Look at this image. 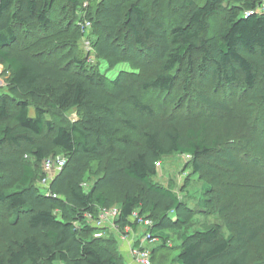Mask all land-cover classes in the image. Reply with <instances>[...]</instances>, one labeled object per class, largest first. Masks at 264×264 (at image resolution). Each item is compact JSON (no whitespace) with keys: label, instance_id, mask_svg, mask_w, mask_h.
Wrapping results in <instances>:
<instances>
[{"label":"trees","instance_id":"obj_1","mask_svg":"<svg viewBox=\"0 0 264 264\" xmlns=\"http://www.w3.org/2000/svg\"><path fill=\"white\" fill-rule=\"evenodd\" d=\"M164 1L152 0L148 6L143 0H92L85 9L98 35L94 43L98 60L119 61L125 50L119 42L128 40L156 61L151 75L137 79L132 74L139 82L136 89L125 73L105 78L89 57L76 56L78 70L70 72L69 67L54 66L42 60L41 52L30 50L36 40L41 45L39 36L53 29L54 15L66 14L60 0H0V65L11 72L9 93L0 94V209L8 212L15 239L0 255V264H121L109 241L87 237L97 229L87 217L98 219L102 210L111 209L105 191L120 185L125 190L116 219L120 229L135 227L136 210L150 220L155 212H163L153 222V234L187 226L193 210L172 190L151 180L158 174L157 164L173 155L191 158L195 174L206 181L207 194L229 193L231 185L245 183L260 192L264 181L256 173L264 175V167L254 158L239 156L252 152L253 135L247 133L231 143L234 123L228 122L225 134H215L208 119L164 125L154 119L156 110L145 96L172 94L181 87V72L184 90L190 93L195 66L216 90L239 89L241 84L249 92L256 90L259 79L264 82V11L245 13L256 11L262 0L234 7L216 36H209L210 19L223 10L226 0H183L178 13L174 0H169L177 14L169 23L160 12ZM68 3L73 14L84 4L82 0ZM69 47L70 42L62 40L49 49L53 54ZM197 97L200 107L212 114H233L225 99ZM71 111L78 114L72 123L48 117ZM5 147L12 155L4 154ZM59 154L66 157L67 165L45 193L43 164ZM207 203L204 200L202 210ZM258 209L226 223L228 235L221 224L181 234L174 263L264 264L261 256L253 258L264 241V209ZM171 212L175 217L167 216Z\"/></svg>","mask_w":264,"mask_h":264},{"label":"rangeland","instance_id":"obj_2","mask_svg":"<svg viewBox=\"0 0 264 264\" xmlns=\"http://www.w3.org/2000/svg\"><path fill=\"white\" fill-rule=\"evenodd\" d=\"M83 10H78L73 14L72 6L69 0H60V5L63 4L67 7V12L61 15L58 12L54 15L53 29L46 34V36H39L41 45L37 46V40L33 42L32 46L35 52H41V58L45 62L52 63L57 67H69L70 72H77V68L74 65V58L81 56L83 58L89 57L91 59L90 64L107 79H115L120 74L125 73L126 77L129 78L130 84L134 88L139 89V82L134 79L132 74H136L137 79H143L146 76L151 75L156 67V61L153 58H148L145 55L138 52L133 47V44L124 40L119 42L121 47L124 48L122 56L119 61H110L106 59L98 60L95 57L94 43L97 40V32L95 28L88 25L89 21L86 17V8L88 3L92 0H82ZM183 0H174V7L176 13ZM202 1V0H201ZM251 0H226L223 3V10L217 15L210 19L209 36H216L220 30L225 26L227 17L230 11L234 7H246V2ZM148 6H151L152 0H143ZM160 12L165 15L168 23L174 18L177 19V14L169 7V0H165L160 8ZM159 15V13H157ZM87 25V26H86ZM68 40L71 47L66 51L59 50L58 52L51 53L50 49L58 41ZM27 42V41H26ZM28 41L25 44H30ZM50 48V49H49ZM43 52V53H42ZM195 73L190 77L192 87L190 93H186L184 90V79L182 72L180 73L181 83L172 94H156L152 93L145 96L146 101L152 103L156 110V116L154 119L162 124L173 123L180 121L184 124H188L193 120H205L208 119L212 122L213 133L225 134L228 128V122H233V142H238L239 138L245 134L253 135L256 145L250 147L251 153H244L239 155L241 158L249 156V159H256L260 164V168L264 167V82L259 79L256 90L249 92L245 89L244 85L241 84L239 89L229 90H216L213 88L210 79L200 74L195 66ZM11 72L5 65H0V94H8V81L10 79ZM198 94H205L212 98V100H223L225 99L232 107L233 114L226 116L222 112L212 114L210 110L200 107L198 101ZM183 99V100H182ZM182 100V101H181ZM30 113L34 114V108L30 109ZM55 122L60 121L72 123L77 120L78 114L76 111H71L63 116L57 114L53 116V112L48 115ZM12 124V123H10ZM45 142V141H44ZM3 152L6 155H12L10 148H3ZM63 156V154H59ZM34 163L33 158H28ZM191 158L185 155H173L166 157L161 162V166L158 167V174L152 177L153 183L163 186L172 190L178 198L185 203L189 208L193 210V215L187 226L180 230L164 229L162 233L153 234V242L143 243L146 240L147 235L150 233L148 226L141 224H135L133 228L120 229L114 220L108 218L104 220L100 225V215L98 219H91L87 217V222L90 225L96 226L97 229L93 230L87 237L101 238L102 240L109 241L111 248L115 254L120 257L121 264H137L132 259L131 251L132 248H138L141 244L147 248L152 254V264H175L174 258L178 253L180 246V235L183 233L191 234L197 230H206L216 224L222 225V232L226 235L229 231L226 227V223L234 221L242 217L249 216L250 211H257L262 206L264 209V182H260V192H257V188L250 184H242V187L231 185L229 193L225 190L219 194H207L204 191L205 179L199 174H195L192 167ZM262 166V167H261ZM44 168V164H43ZM96 169V166H95ZM93 170V169H92ZM49 172L51 175L54 173ZM46 173V171L44 170ZM94 172V171H93ZM264 181L263 172H258ZM95 177L86 186L89 189L94 184ZM258 180V179H257ZM227 182V181H224ZM257 182V181H255ZM258 187V186H257ZM254 188H256L254 190ZM106 196L111 200V209H119L118 207L122 203L125 190L122 185L117 189H107L105 191ZM204 200H208L206 209L202 210V204ZM231 208L230 210H222V208ZM259 211V209H258ZM139 213V210H136ZM163 215V212H155L152 222L159 220ZM167 215V214H166ZM169 217H175L174 213H168ZM0 255L7 253V249L11 240H15L12 233V226L9 223V214L4 209H0ZM7 234V235H5ZM162 234V237L159 235ZM264 258V241H262L259 250L253 254L254 260ZM45 264V263H42Z\"/></svg>","mask_w":264,"mask_h":264},{"label":"built area","instance_id":"obj_3","mask_svg":"<svg viewBox=\"0 0 264 264\" xmlns=\"http://www.w3.org/2000/svg\"><path fill=\"white\" fill-rule=\"evenodd\" d=\"M264 11V0H262V3L256 9V11H248L245 13L246 16L249 15H254L257 12ZM90 26V24L88 23ZM87 26V25H86ZM67 165V159L65 156H57V157H52L48 158L44 162V170L46 171V176L42 180V186H43V191L45 193H49V186L51 182L53 181L54 177L60 173L65 166ZM157 166H160V163L157 164ZM54 173L55 175L49 174V172ZM119 209H109V210H102L101 215H100V221L97 223L100 225L104 220H107L108 218L111 217V219H115L119 216ZM89 218L93 219L90 215L88 216ZM99 218V217H98ZM132 222L135 224H141L143 226H148L150 229L153 225L152 220L146 219L144 217H140L139 213L135 212L132 216ZM129 228V227H128ZM153 233L150 230V233L147 235L146 240L143 241V243H149L153 242ZM132 259L136 261L137 264H152V254L147 250V248L144 247V244H141L138 248H132L131 251Z\"/></svg>","mask_w":264,"mask_h":264}]
</instances>
